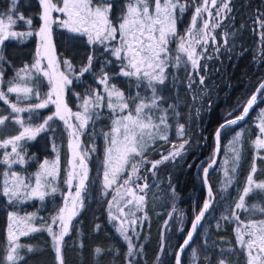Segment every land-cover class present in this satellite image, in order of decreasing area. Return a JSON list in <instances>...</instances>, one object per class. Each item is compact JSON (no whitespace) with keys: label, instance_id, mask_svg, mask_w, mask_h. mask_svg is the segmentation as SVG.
Returning a JSON list of instances; mask_svg holds the SVG:
<instances>
[{"label":"snow or ice","instance_id":"6c2138e0","mask_svg":"<svg viewBox=\"0 0 264 264\" xmlns=\"http://www.w3.org/2000/svg\"><path fill=\"white\" fill-rule=\"evenodd\" d=\"M38 5V27H33L32 16H26L21 11L22 0H10L6 11L0 13V85L6 86V90L0 88V101L11 109L8 115H0V131L7 130V122L19 126L17 134L0 139V149L6 150L0 159V164L5 166L0 182V197L5 198L7 204L15 205L32 199L43 202L46 197L54 196L59 191L56 185L60 173L58 157L51 162L45 159L40 163L39 170L28 177L12 170V166L27 163L21 142L34 141L42 133H52L54 136L55 122L61 121L69 138V160L64 179L67 192L63 206L43 230L52 237L58 264H64L62 242L69 234L72 220L83 207L89 181L87 160L89 153L96 151L94 143L84 148L81 137L86 133L90 137L95 135V123L106 112L111 124L109 130L102 133L105 149L101 194L108 196L111 192L115 193L107 201L109 222L113 223L116 232L127 243L128 264H133L136 245L129 232L136 233L135 227L130 226L137 224V213L143 212L146 207V189L151 186L146 173L156 176L159 167L167 162L174 163L188 143L184 139L183 124L176 126V135L181 142L173 143L168 138V110L172 109L177 116L179 113L175 111L174 104L165 107L164 92L169 85L179 83L176 72L181 70L186 74V87L189 90H194L193 85L197 83L204 85L203 71L208 66L202 65L201 60L212 58L205 56L209 41L214 45V51L219 52L221 47L228 45L229 37L236 35V32L224 30L218 41L217 36L212 34L221 28L225 20H235L231 15L232 0H38ZM189 11V25L181 34L178 24ZM253 23L258 26L253 31H259L260 43L264 45V11L256 10ZM18 24L26 30H16ZM54 25L68 33L69 53L63 59L57 56L53 44ZM243 27L241 24L240 28ZM32 37L38 39L32 63L24 64L15 70L11 79H6L12 62L6 54L5 41L15 39L23 42ZM80 43L87 46L88 54L81 58L77 68L72 53L74 46ZM198 48L202 51H198ZM228 50L231 51V48ZM86 74L94 77L96 87L89 85L84 94L74 93L80 103L78 110L73 111L65 97L74 87V81L86 79ZM33 80L35 86H30ZM45 82L48 91L41 97L39 89ZM121 84L127 88H122ZM8 94H14L17 102H11ZM33 98L39 102L19 106ZM259 102H264V79L239 106L237 114L229 112L228 118L217 128L213 156L202 169L207 198L195 214L183 244L179 246L175 255L176 264H182L181 254L190 246L201 221L213 207L215 196L208 183V174L220 154L222 134L244 121ZM50 106L53 111L40 123L33 124L32 115L27 122L19 115L24 112L35 114ZM258 119L260 123L257 127L261 135L257 136L254 145L260 150L264 149V109L260 111ZM241 135V132H236L228 147V152L232 154L231 168L224 169V192L233 182L230 172L234 173L239 166L240 154L235 145ZM158 140L171 144V148L167 154L161 153L160 159L151 160L148 153L155 150ZM52 147L53 151H57L54 142ZM224 164H229L228 158ZM255 172L254 160L244 186L238 190L234 204L230 205V215L222 216L226 221L236 222V242L245 254V264H264V181H256ZM141 180L144 183H138ZM113 208L115 211H112ZM241 213L246 216L242 218ZM32 219L34 215L21 218L14 211L8 214L4 264H19L24 259L20 249L25 246L19 243V238L42 229L32 224H25L23 228L18 225ZM52 225L59 230L54 231ZM96 230H99V225ZM180 230L183 231L182 228ZM204 247H209L207 241ZM27 251L34 250L27 246ZM234 251L220 249L217 264H229V256ZM105 252H111V249H94L97 258ZM191 252L193 264H200L202 258L197 250L193 248ZM225 252L229 255H224ZM203 260L204 264H211V256L207 253Z\"/></svg>","mask_w":264,"mask_h":264},{"label":"trees","instance_id":"16d2710c","mask_svg":"<svg viewBox=\"0 0 264 264\" xmlns=\"http://www.w3.org/2000/svg\"><path fill=\"white\" fill-rule=\"evenodd\" d=\"M4 1L0 0V12L4 9ZM8 3L6 0L5 3ZM21 11L29 16L32 11L36 13L37 6L34 0H22ZM232 16L234 21L225 20L220 29L213 33L219 41L223 36V31L236 32L234 38L229 37V43L221 47L219 52L214 51V45L208 43L205 56L211 59L201 60V64H207V70L203 71L205 76L204 85H193L194 90L186 87V74L184 71L176 72L179 83L173 86V97L169 104H174L175 111L179 115H174L173 110H168V138L173 143H179L180 138L176 135L177 124H183L185 128L184 139L188 140L185 150L176 161L167 162L161 165L157 175L146 173L147 182L151 185L146 190H154V179L159 177L162 184L169 178V185L172 188L167 190L159 187L156 190V197H160L162 206L160 212L149 209L146 212V219L134 226L136 233L129 232L132 242L136 245V256L133 264H176L175 255L186 238L187 232L195 214L202 208L206 199L205 189L202 184V169L207 166L209 159L215 150V132L222 124L228 113L237 114L240 105L246 101L254 92L258 83L264 79V45H261L257 25L253 23L257 9L264 11L262 0H232ZM191 12L186 13L183 18L187 19ZM243 24L244 27L240 28ZM53 44L56 54L63 59L68 55L69 47L66 38L61 39L54 34ZM30 44L21 45L10 43L6 46V54L12 62V68L7 72L15 70L26 64L28 47ZM231 48V51L228 49ZM198 51L202 49L198 48ZM88 54L87 46L80 43L74 46L72 55L75 57L74 63L79 67L81 58ZM89 77L86 74V79ZM85 78L74 81L68 94V101L73 97V92L82 89L81 94L89 87L84 84ZM198 80V77H197ZM83 81V82H82ZM32 86H35V82ZM40 91V89H39ZM70 98V99H69ZM68 106L71 108L70 104ZM264 106L261 102L249 117L240 125L227 129L221 138V151L216 165L208 175V183L212 186L215 200L213 207L201 222L190 246L181 254L182 264H193L191 249L195 248L201 256L200 264H204L203 256L207 253L211 256V264H217V259L221 255L220 249H234V254L229 256V264H245V254L238 247L234 235V225L232 222L222 219L223 195L219 189V165L224 154V148L229 138L237 131H243L242 135V160L236 176L232 191V201L238 195V190L242 188L247 174L252 166V139L254 137L253 118L258 108ZM72 109V108H71ZM0 115H8L0 110ZM38 120H32L36 124ZM11 122H7V125ZM109 118L104 115L95 123V135L89 136L86 133L82 138V146L88 148L95 144L96 151L89 153L87 160L89 168V181L86 193L84 194L83 207L78 215L71 222L69 234L62 242V255L64 264H128L127 243L116 232L113 223L109 222L108 203L111 200L112 192L108 196L101 194L102 188V162L104 159L105 141L102 133L109 130ZM12 132H7L10 135ZM63 147V146H62ZM60 148V170L64 172L66 168L67 153L64 148ZM171 144L164 141H157L155 150L148 153L149 159L158 160L160 154H167ZM256 179L264 180V160H258ZM147 167V166H146ZM169 170V171H168ZM143 171V170H142ZM177 173V175H173ZM138 183H144L143 180ZM167 192V194H165ZM154 199L152 201L154 202ZM61 205V198H48L42 203V221L45 225L42 230L33 232L28 236L19 238V243L25 247L20 249L24 259L19 264H58L52 242L49 235L43 230L50 218L57 212ZM175 207V211H173ZM9 205L3 197H0V264H4V249L7 244V226ZM171 217V218H170ZM167 222V228L165 223ZM99 225V230L96 226ZM219 225V227H217ZM183 229L181 231L180 229ZM207 241L209 247L205 249ZM82 245V246H81ZM27 246L34 251L28 252ZM101 247L111 249V252L97 258L94 249ZM163 247V251L161 248ZM224 255H229L227 252ZM159 257V259H157Z\"/></svg>","mask_w":264,"mask_h":264},{"label":"rangeland","instance_id":"374dc122","mask_svg":"<svg viewBox=\"0 0 264 264\" xmlns=\"http://www.w3.org/2000/svg\"><path fill=\"white\" fill-rule=\"evenodd\" d=\"M1 1H3V0H1ZM5 1L3 3L4 4L3 8H7L8 4L10 2V0H7L8 3L7 2L5 3ZM34 4H36V6H37V11H36V13H33V11H32L31 13H29L30 14L29 16L33 17V27H38V25H39V11H40L39 5H38V0H34ZM4 11H6V10L4 9L2 12H4ZM2 12H0V13H2ZM213 12H215V9H213ZM190 18H191V16L188 17L187 19L183 18L182 21L178 24V29L180 30L181 34H183V29L188 27ZM16 30L23 31V30H26V29L18 24L16 26ZM54 34L58 35L61 39L66 38L67 35H68V33H66L62 28H58L55 25L53 26V37H54ZM220 38H222V36H220ZM10 43H17V44H21V45L30 44L29 47H28V55H27V59L28 60L26 61V64H31L32 63L33 56H34L36 47L38 45V39L37 38H35V37L27 38L23 42L15 40V39H10L8 41H5V46L9 45ZM209 43L212 44L211 41H209ZM14 75L15 74L12 71H9V72H7L6 79H11ZM87 76L89 78L84 80V84L88 85V86L91 85L92 87H96V85L94 83V77L91 76V75H87ZM34 82H35V80L31 81L30 82V86H32ZM120 86L122 88H127V86L125 84H121ZM0 88L6 90V86L5 85H0ZM47 91H48V85L45 82L43 84V86L40 87L41 97H43V95ZM81 91H82V89L79 88V91L77 90V91L73 92V94L74 93L81 94ZM129 91H132V89H129ZM164 97H165V107H166L167 104H169L172 101V97H173V86L172 85H169V88L167 90H165ZM8 98H9V100L11 102H17V98H16V96L14 94H8ZM65 98L67 100V103L70 104V106L72 105L71 106L72 110L73 111H77L78 110L77 109V105L80 103V101L77 98V96L73 95V97L71 99L69 98L70 99L69 101H68L67 95H66ZM36 102H39V101H37V100H35V98H33V100H31V101H23L22 103H20L19 106H26L29 103H36ZM262 109H264V106H262V107L257 109L255 117L253 118L254 137H253L252 142H251V145H252V159H253L252 165H253L254 160H255V165L257 164L258 160H264V158H261V157H264V149L257 150L255 145H254V141L257 138V136L261 135L257 125L260 123V120L258 119V117H259L260 111ZM0 110H3L4 112H7V114L11 113V109L8 107V105L4 104L3 101H0ZM52 111H53V108L50 106L49 108L39 110L38 113H35V114L24 112V113H20L19 115L23 119H25L26 122L28 121V117L30 115H32L33 116V120H38L36 123H40V122H42V119L45 118L47 115L51 114ZM12 115H16V114H12ZM105 115L108 117V114L106 112H105ZM109 123L111 124V120L110 119H109ZM55 124L57 125V127H56V132H55L54 136H53L52 133H42L34 141L21 142L22 145H23L24 153H26L25 159H26L27 163L25 165H13L12 166V170L18 171L21 174H23L26 177H28L32 173H35L37 170H39L40 163H42L45 159H47V160H49L51 162V161L56 160L57 157L59 158V152H60V148L62 146H63L62 148H64L65 152L67 153V161H66V168H67L68 160H69V149H68V140H69V138H68V135H67V132H66V130L64 128L63 123L61 121L57 120L55 122ZM18 131H19V126L18 125L14 124V123H12V125L8 124L6 131H0V139L5 138L6 136L15 135V134H17ZM7 132H12V133L10 135H8ZM237 132H241L242 135H243V131L240 130V131H237ZM235 134L236 133H234L229 138L228 143L226 144V146L224 148V154L222 155V157L220 159V165H219V169H218V171H219V189H220V191H221V193L223 195V198H224V201L222 203V207H223L222 216L230 215V205H233L234 201L237 198L236 197L235 199H233V203H231L232 197H233L232 196V191H233L234 183H235L236 176H237V173H238V170H239V166H240V163H241V160H242V148H241L242 135H241V138H240L239 142L235 145L236 149L239 151V154H240L239 166H238V168L236 169V171L234 173L230 172V175L233 177V182H232L231 187L228 188L227 192L222 191V188L224 187V181H225L224 169H225V167H228L229 169L231 168V156H232V154L230 152H228V147L230 146V142L233 140ZM53 142L56 145L57 151H53V147H52ZM4 151H6V150L5 149H0V159H2V155H3ZM218 157H219V155H218ZM226 158L229 159V164L228 165L224 164V161H225ZM217 160H218V158H217ZM59 168H60V158H59ZM251 168H252V166H251ZM251 168H250V171H251ZM212 169L210 170V172L212 171ZM4 170H5V166L3 164H0V182H2V178H3L2 177V172ZM250 171H249V173H250ZM210 172H209V174H210ZM256 172H257V168H256ZM256 172L254 174V179L256 181H264L263 179H260V180L256 179ZM249 173L247 174V176L245 178L243 186H244V184L246 182V179H247ZM263 174H264V171L261 170L260 171V175H263ZM65 175H66L65 170H64L63 173H61V170H60L59 177H58V179L56 181V185H57L59 191L54 196H48V197L45 198V200L48 199V198H55V197L61 198L60 207L63 206L64 194L67 192V185L64 183ZM173 175L176 176L177 173H173ZM161 181L162 180L159 177H157L152 182L155 185V189L148 191V197H146V207H145L143 212L137 213V217H139V220L141 222L145 220L144 217L146 216V212L149 209L155 208L154 210H156V212H160V210H161V206L163 204H162V201H161L160 197H157V198L154 199V197H156V193H157L156 189L159 188V187H164L167 190H169V188L171 187L169 185V178H167L165 180V184H162ZM171 189L172 188H170V190ZM73 191H74V189H73ZM165 194H167V192ZM113 195H115L114 192H112V196ZM152 199H154V202L152 201ZM43 202L39 201L38 199H32V200H29V201H27L25 203H19V204H15V205H9L8 204L9 207H10V209L8 210V214L10 212L14 211L21 218L34 215V219H32L31 221H26V220L22 221L18 225V227L23 228L25 226V224H32V225L40 228V227H42V225H45L44 224L45 222L43 223V221H42V219H43L42 218V216H43L42 212L40 213V210L42 208L41 205H42ZM42 211H43V208H42ZM79 211H80V209L78 210V212ZM112 211H115V209L113 208ZM245 216H246V214L241 213V217L242 218H244ZM51 218H50L48 224L50 223ZM231 222L233 223L234 229H235L236 222L235 221H231ZM8 224H9V220H8ZM48 224L46 225V227L48 226ZM134 226L135 225H131L130 227H134ZM52 227H53L54 231H58L59 230L56 225H52ZM7 228H8V226H7ZM46 233L49 235L50 240L52 242V237L50 236V234L47 231H46ZM234 235H235V231H234ZM22 237H24V236H21L20 238H22ZM235 238H236V236H235ZM246 239H247V237H246ZM52 246H53V251H54V254H55V257H56V253H55V250H54L53 242H52ZM238 247H240V246L238 245Z\"/></svg>","mask_w":264,"mask_h":264},{"label":"water","instance_id":"95a60500","mask_svg":"<svg viewBox=\"0 0 264 264\" xmlns=\"http://www.w3.org/2000/svg\"><path fill=\"white\" fill-rule=\"evenodd\" d=\"M262 2H263V4H264V0H262ZM255 107H256V106H254V108H255ZM254 108H253V109H254ZM253 109L250 110L249 115L251 114V112L253 111ZM249 115H248V117H249ZM248 117H246L245 120H246ZM245 120H244V121H245ZM244 121L240 122L238 125L242 124ZM215 147H216V144H215ZM217 158H218V156L216 157V162H217ZM211 169H212V168L209 169V172H210ZM202 177H203V175H202ZM202 184H203V187H204V189H205L206 198H207V187H206L205 184L203 183V180H202ZM206 215H207V213H206ZM206 215H205V216H206ZM203 220H204V219H203ZM203 220H202V221H203ZM202 221H201V222H202ZM190 229H191V227H190ZM190 229H189V230H190ZM197 230H198V229H197ZM195 234H196V233H195ZM195 234H194V236H195ZM194 236H193V239H194ZM192 241H193V240H192ZM192 241H191V242H192ZM191 242H190V243H191ZM182 244H183V243H182ZM178 250H179V249H178ZM177 252H178V251H177Z\"/></svg>","mask_w":264,"mask_h":264},{"label":"flooded vegetation","instance_id":"af4514ba","mask_svg":"<svg viewBox=\"0 0 264 264\" xmlns=\"http://www.w3.org/2000/svg\"><path fill=\"white\" fill-rule=\"evenodd\" d=\"M260 103H261V102H259V103L256 105V107H255V108H257V107H258V105H259ZM255 108H254V109H255ZM254 109H253V110H254Z\"/></svg>","mask_w":264,"mask_h":264}]
</instances>
